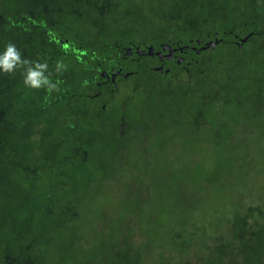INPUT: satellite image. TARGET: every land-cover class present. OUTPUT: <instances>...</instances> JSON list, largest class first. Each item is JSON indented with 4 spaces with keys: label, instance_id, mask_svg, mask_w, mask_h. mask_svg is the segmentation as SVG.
I'll use <instances>...</instances> for the list:
<instances>
[{
    "label": "trees",
    "instance_id": "obj_1",
    "mask_svg": "<svg viewBox=\"0 0 264 264\" xmlns=\"http://www.w3.org/2000/svg\"><path fill=\"white\" fill-rule=\"evenodd\" d=\"M105 1H102L104 6ZM107 1L109 4L106 6L111 11L117 10L119 21L125 28L130 26L132 19L137 18L139 21L135 23H140V27L146 21L148 24L152 21L155 24L153 16L150 17L145 12L139 13L138 9L133 10V6L127 5L126 0ZM141 4L143 9L146 3L143 1ZM171 8H174L173 16L168 17L166 28H161L159 23L157 32L168 42L188 45V53L184 55L182 62L186 67L166 65L177 80L171 93L179 95L182 90L183 100L175 98L176 113L187 109L183 115L185 118L188 116L191 121L195 114L202 116L201 118H208L211 114L217 117L215 109L217 113L226 115L231 106V116L228 117H233V113L240 114L245 121L251 119L257 126L264 124V0H171ZM23 14L13 12L7 15V19L3 16L0 24L5 19L8 25L5 32H11L17 40H25L28 48L33 46V51L39 50V42L32 39L29 44L27 31L19 23ZM106 18L103 17L101 23L110 21L109 17ZM93 23L91 25L98 31L95 19ZM243 38L246 40L243 41ZM216 39L219 41L214 47L206 45ZM106 41L105 38L102 40L103 43ZM98 45L95 47L97 53L94 51L96 57L101 48ZM200 45H205L201 52L210 49V55L206 59L200 60L201 55L193 48H199ZM28 48L20 56L22 63L13 71L0 70V264L9 260L12 264H48L47 249L51 244L47 240L52 239V245L59 247V242L66 233H72L74 227L70 225L71 220L80 217L88 206L85 200L92 196L93 191L90 192L87 188L92 180L97 181V176L105 172L102 168L99 169L97 153H91L84 161L78 179L69 181L65 186L77 199L56 190L62 188L60 180L65 176L59 171L68 172L75 160L83 166L82 151L90 150V145L83 139L97 140L95 133L91 134L92 138L78 129L77 124L82 125L81 128L86 132L92 131L85 124L88 112L92 109L82 107L93 105L92 96L100 91L89 81L94 75H98L99 62H96L95 57L88 56L91 60L77 65L73 58H61L59 55L52 59V64L49 62L50 57H47L49 59L36 63V66L30 59ZM45 48L55 50L48 45ZM68 63L73 66L72 70H66ZM47 68L49 70L45 71ZM32 70L38 71L47 83L39 88L27 85L25 77ZM142 73L145 74L142 69L136 70L134 79ZM182 73L200 80L196 82L193 79V84L187 86L185 84L188 80L185 79L183 85ZM205 74L209 75L208 80L203 77ZM191 86H195L192 91L183 90H189ZM17 87H21V91L31 88L35 93L17 103L4 104L2 96L7 89H18ZM146 87L150 94L156 91L150 86ZM77 107L79 108L76 109ZM149 110L153 111L151 118L157 115L153 108ZM146 119L147 116L140 123L144 121V125L151 126V122ZM229 122L224 121L225 129L220 131L224 132L226 139L232 137L234 131H241L240 128L249 129L235 118L231 120V125ZM262 135L264 136V129ZM28 152L31 155L26 157ZM243 154L247 157L246 153ZM28 159L37 166H32L30 179H20V173L23 174L24 163ZM202 171L198 174L208 177V172ZM210 180L208 178L207 182ZM11 186L12 190L9 191L8 187ZM179 187H182L181 183ZM70 189L73 191L70 192ZM183 191L185 189H182V194ZM52 197L61 199L52 200ZM83 202L87 203L81 210ZM187 203L190 206H186ZM191 203L189 195L184 206L185 213L191 212ZM244 203L247 202L233 201L230 206L234 207L226 211L225 207L223 210L216 209L211 202L206 201L204 206L211 205L202 213L196 206L194 225L197 227L196 232L201 233L196 248L191 249L190 243L183 245L179 249L180 258L154 264H264V204L258 202L256 205L243 207ZM9 213L12 215L9 216ZM191 236L192 234L189 237ZM205 236L206 239H203ZM182 250H187L188 253ZM143 257L144 254L137 253L131 257L119 256L118 259L115 256L110 264H150L145 263Z\"/></svg>",
    "mask_w": 264,
    "mask_h": 264
},
{
    "label": "rangeland",
    "instance_id": "obj_2",
    "mask_svg": "<svg viewBox=\"0 0 264 264\" xmlns=\"http://www.w3.org/2000/svg\"><path fill=\"white\" fill-rule=\"evenodd\" d=\"M92 1L98 2L87 9H81V4L76 5L74 11L80 18L82 15L92 18L90 23L93 25L95 19L99 28L102 26L105 6L102 4L103 0ZM143 1L146 5L141 9ZM105 2L109 4V1ZM126 2L133 6V10L138 9L139 13L145 12L150 17L153 16V20L160 23L161 28H166L168 17L173 16L171 0ZM24 10L25 0H2L0 19L3 16L7 19V15L13 12L23 14ZM55 18L52 17L51 23L57 26L59 21ZM63 19L65 23H69V18L61 20ZM6 23L3 19L0 24V54L12 45L21 56L28 45L25 40L13 38L11 32H5L8 29ZM209 51L207 48L199 52V59L209 57ZM203 77L209 79L208 74ZM181 78L183 85L185 79L188 80L185 84L187 86L193 84L194 80H200L185 73L181 74ZM133 79L128 78L114 93L115 108L119 115L125 113V123H122L124 127L119 134H115L118 138L112 137L114 151L106 154L103 164L107 168L87 188L93 193L89 200H85L88 206L80 217H74L75 221L71 220L70 225L74 227L72 233H66L59 242V247L52 245V239L47 240L51 244L47 249L48 264H110L115 256L118 259L119 256L131 257L136 253L144 254L143 261L150 264L172 260L171 258L178 259L181 253L179 249L183 245L190 243V248L194 249L201 239V233L196 232L197 227L194 225L196 206L202 213L211 204L216 209L223 210L225 207L228 211L234 207L230 206L232 202L237 200L247 202L243 207L256 205L258 202L264 204L263 123L257 126L250 118V121H245L240 114L233 113V117H228L231 116V106L226 112L227 116L217 113L215 109L217 117L211 114L208 118H201L202 116L195 114L190 121L188 116L185 118L183 115L187 109L180 113L163 110V114H160L155 105L156 110H153L157 115L151 118L153 111L147 108L152 106L150 97L160 96L158 98L162 102L164 98L174 99L175 105V98L183 100L182 90L179 95L171 93V89L177 85L175 77L169 84L160 80L165 85L156 91V96L150 94L142 80ZM138 82L141 84L138 85ZM194 88L195 86H191L189 90H183L190 92ZM34 93L35 90L31 88L23 91L21 87L11 88L2 96V101L10 105ZM145 116L151 126L142 125ZM234 118L249 129L240 128L241 131H234L232 137L226 139L224 132H220L225 129L223 122L230 121L231 125ZM141 119L144 121L140 123ZM107 138L108 141L111 139ZM202 170L208 172V177L198 174ZM208 178L211 180L207 182ZM180 183L182 187H179ZM181 188L185 189L184 194ZM189 195L192 209L185 213L184 206ZM206 201L211 204L204 206ZM87 202H83L81 210ZM187 205L190 206L189 203ZM182 251L188 253L187 250ZM10 262L12 263L10 260L5 261L4 264H11Z\"/></svg>",
    "mask_w": 264,
    "mask_h": 264
},
{
    "label": "flooded vegetation",
    "instance_id": "obj_3",
    "mask_svg": "<svg viewBox=\"0 0 264 264\" xmlns=\"http://www.w3.org/2000/svg\"><path fill=\"white\" fill-rule=\"evenodd\" d=\"M95 2L97 3L98 1ZM95 2L92 0H25L24 14L19 21L20 24L24 25L27 31L29 44H31L32 39H34L36 43H40H37V45L41 46L39 50L33 51V46L28 48L30 59L35 65L38 62L49 59L47 57H50L49 62L52 64V59L54 57L57 58L59 55L61 58H73V62H76L77 65L91 60L88 56H93L96 62L100 64L97 66L98 75H94V77L89 80L90 84L99 88L100 91L92 96L91 103H94L93 105L82 107V109H92L90 110L91 112H88L89 114L85 119L86 126L91 127L92 131L86 132L81 128L83 127L82 125L77 124L78 129L90 137L93 138L91 134L95 133L97 140L96 138L92 140L89 138L83 139L84 142L90 145V150L87 149L82 151L83 158L81 162L83 166H81L79 161L75 160V163L73 162L74 164L68 172H66L67 170L59 171L60 174L65 176L60 180L62 188H57L56 190H60L63 195H71L73 199H77L76 196L73 193H69L65 186L69 184V181L78 179L80 172L83 170L84 161L89 158V154L91 153H97L96 156H98L97 164L99 169L102 168L105 170L107 167H104L103 164L105 163L106 154L114 151L112 148V140L113 138H118L116 135H118L120 130L124 127L122 123H125V121H123L125 113L122 112L123 115L117 113L118 111L115 108L113 100L115 91L121 84H124L128 78H135L136 70L138 69H142L145 73L137 76L138 81L142 80V84H146V86H150L157 91L162 86V83L169 84V81L175 77L174 74L170 73V67L166 65L178 64L182 67H186L182 62L185 58L184 55L188 53V49H186L188 45L180 46L176 43L175 45L172 42H168L162 34L158 33L159 24L156 22L153 24L152 21L148 24L146 21V24L140 27V23H135L139 21L137 18L131 20L132 23L128 28L123 27L122 23L119 21L120 18H118L119 13L117 10L114 9V11H111V8L106 6L105 2H103L105 4L104 17H109L110 21L101 23L102 26L99 27L97 31L95 29L96 27L90 23L92 18L84 15L80 18L74 11L76 5L81 4V9H87ZM49 12L51 13L50 15ZM52 17H56L55 20L59 21L57 26L51 23ZM65 17L69 18V23H65L64 19L61 20ZM14 20H16V18ZM99 37H101L100 40L98 39ZM104 38L107 41L103 43L102 40ZM97 44H99L98 47H101L98 57L94 56ZM47 45L55 50H47V48H45ZM193 48L199 53L201 52V48H205V45H200L199 48L193 46ZM72 69L73 66L68 63L66 70ZM48 70V68L47 70L45 69V71ZM185 70L188 71L187 68H185ZM160 80L163 82L160 83ZM141 82H138V85H140ZM156 91L151 92V94L156 95ZM158 97L160 96L156 98ZM150 98H152V106L148 107L153 108L157 105L158 113L160 114H163V110L176 111L177 109L173 103L174 99L164 98L162 102L160 98H158V101H155L156 98ZM78 108L79 107L76 109ZM109 108L111 109L110 111L108 110ZM153 109L156 110L155 107ZM42 117L44 116L42 115ZM71 126L73 127L74 125L71 124ZM107 137H111V139L109 138L108 141ZM109 147H111V149H109ZM106 149L109 151L107 150V152H105ZM29 155H31V152H28L26 157ZM24 164L25 170L23 174L20 173L19 178L30 179L34 162L28 159ZM8 188L9 191L12 190V186ZM72 191L73 189H70V192ZM1 197L0 195V207L2 203ZM51 199H61V197H52ZM10 215L12 214L9 213V216Z\"/></svg>",
    "mask_w": 264,
    "mask_h": 264
},
{
    "label": "clouds",
    "instance_id": "obj_4",
    "mask_svg": "<svg viewBox=\"0 0 264 264\" xmlns=\"http://www.w3.org/2000/svg\"><path fill=\"white\" fill-rule=\"evenodd\" d=\"M21 63L20 53L12 45H9L3 54H0V70L2 71L11 72ZM25 83L30 87L39 88L42 84L47 83V81L38 71L32 70L28 71Z\"/></svg>",
    "mask_w": 264,
    "mask_h": 264
},
{
    "label": "water",
    "instance_id": "obj_5",
    "mask_svg": "<svg viewBox=\"0 0 264 264\" xmlns=\"http://www.w3.org/2000/svg\"><path fill=\"white\" fill-rule=\"evenodd\" d=\"M243 41H245L246 40V38H243L242 39ZM218 39H216V40H212V41H209V42H207V46L209 45V46H212V47H214L217 43H218ZM169 47V46H168ZM151 49H152V47H151Z\"/></svg>",
    "mask_w": 264,
    "mask_h": 264
}]
</instances>
